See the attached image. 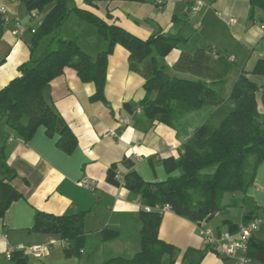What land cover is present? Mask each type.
<instances>
[{"label": "crops", "instance_id": "crops-1", "mask_svg": "<svg viewBox=\"0 0 264 264\" xmlns=\"http://www.w3.org/2000/svg\"><path fill=\"white\" fill-rule=\"evenodd\" d=\"M66 1L68 9L90 11L142 39L162 33L187 39L164 59L177 76L195 78L173 69L183 51L206 49L210 64L220 76L214 85L225 92L224 102L231 103V110L235 104L227 98L239 74L247 72L259 86L256 98L259 111L264 114V76L249 73L264 58V11L257 10L251 18L249 0H203L205 6L198 12L187 9L194 4L190 0H163L162 6L157 0ZM1 7L7 9L10 20L6 21L0 12V90L21 76L22 65L41 59L48 52L52 38V35L45 37L31 51V30L37 28L34 22L42 23L52 5L42 13L33 14L20 0H0ZM16 18L25 29L15 33ZM249 20L252 23L246 28ZM59 30L76 39L94 57L108 46L97 29L87 22L69 18L54 32ZM223 50L230 54L224 57ZM129 54L125 47L117 45L108 58L106 102L92 100L95 83L83 82L72 68L67 67L64 74L51 82V104L77 137L73 152L59 148V135L48 136L44 126L38 127L34 136L25 141L5 122H0V150L5 145L8 164L17 174L11 184L22 194L0 217V264H15L6 257L9 248L23 252L19 248L38 244L47 250L40 258L28 257V264H100L112 256L131 257L139 250V215L145 206L151 205L125 185L109 182V168L116 166L120 180L131 171L147 182L178 176L180 170L167 171L165 160L179 158L195 129L209 123L213 116L211 109L217 110L222 104L179 114L174 125L152 119L141 104L146 95V79L130 70ZM240 55L247 58L243 67L237 63ZM220 81H224V86ZM109 131L115 135H106ZM85 179L95 183L93 189L83 185ZM246 194L245 201L242 194L231 195L240 201L239 205L229 207L225 213L217 212L202 228H211L215 235L237 234L240 225L258 216L261 222L253 240H264L258 234L264 226V161L258 168L255 184ZM230 202L227 195L223 203ZM38 210L55 215L86 212L85 236L79 253L67 256L65 247L70 242L59 235L32 231ZM202 228L169 209L163 213L159 237L181 251L176 264L182 263L189 248L207 249L201 264H237L235 258L219 253L206 242ZM108 230L109 238H106L104 232Z\"/></svg>", "mask_w": 264, "mask_h": 264}, {"label": "trees", "instance_id": "trees-1", "mask_svg": "<svg viewBox=\"0 0 264 264\" xmlns=\"http://www.w3.org/2000/svg\"><path fill=\"white\" fill-rule=\"evenodd\" d=\"M20 1L31 14L42 13L52 5L30 43L34 52L45 37L52 35L48 52L33 64L22 65L21 76L0 90V122H5L25 141L34 136L38 127L44 126L48 136L59 135V148L68 153L75 150L77 137L55 107L44 101L43 89L68 67L76 70L83 82L95 83L96 93L92 100L106 102L108 58L117 45L129 51L130 70L146 79V95L141 104L152 119L174 125L179 114L225 101L221 89L214 85L220 76L210 64V55L204 48L183 51L173 67L175 71L192 74L194 79L177 75L170 78L165 74L169 69L165 57L187 41L180 35L162 33L142 39L90 11L68 9L66 0ZM249 5L251 18L257 10L264 11V0H249ZM69 18L93 25L108 42L107 48L94 57L76 39L60 30L55 33V29ZM249 73L264 76V58L259 59ZM258 90V84L247 72L239 74L227 98L235 104L228 116L217 127L209 123L197 127L185 142L180 157L165 160L167 171L180 170L178 176L147 182L136 171H131L120 180L113 165L108 170L107 180L115 185L124 182L125 187L139 194L148 205H167L177 215L202 228L217 212L225 213L229 207L239 205L240 201L231 195L242 194L245 201L246 193L255 184L258 168L264 161V114L258 108ZM5 148L3 145L0 150V217L14 201L22 198L11 184L17 174L8 164ZM227 195L231 202L224 204ZM85 216L86 212L55 215L38 210L32 231L59 235L62 240L69 241L65 253L71 256L79 253L83 245ZM139 217V250L131 257L112 256L100 264H176L181 251L159 237L163 214L144 209ZM108 232H104V237L109 238ZM206 253L207 249L189 248L181 264H201ZM248 256L264 264V240L252 237ZM12 260L15 264H28V256L21 251H16Z\"/></svg>", "mask_w": 264, "mask_h": 264}, {"label": "built area", "instance_id": "built-area-1", "mask_svg": "<svg viewBox=\"0 0 264 264\" xmlns=\"http://www.w3.org/2000/svg\"><path fill=\"white\" fill-rule=\"evenodd\" d=\"M190 1L194 2L193 5L187 7L190 12H198L203 6H205V2L203 0ZM157 3L162 6L163 0H157ZM0 12L6 21L10 20L6 8L1 7ZM16 21L17 30L15 33L25 29L19 18H16ZM231 22H235V19H232ZM35 30L36 29H32L31 31L34 33ZM216 51V48H214V52ZM106 135H115V133L113 131H109ZM10 140H12V138H10ZM82 183L86 188L89 189H93L95 186V183L89 179L83 180ZM122 184L124 185V182H122ZM144 209L147 212L157 211L163 214L165 211L169 210V207L167 205L162 206L157 204L155 206H145ZM260 220V217H256L247 224L240 225L237 234L226 232L220 235H215L211 228H202L201 235L204 236L206 242L210 246H213L219 253L235 258L237 264H252L253 259L248 256L249 241L257 231L258 224L261 222ZM19 249L22 250L26 256L35 258L42 257L44 252L47 250L46 246L43 244L33 245L30 247H21ZM15 252L16 250L14 248H9L6 253L7 259L11 260Z\"/></svg>", "mask_w": 264, "mask_h": 264}, {"label": "rangeland", "instance_id": "rangeland-1", "mask_svg": "<svg viewBox=\"0 0 264 264\" xmlns=\"http://www.w3.org/2000/svg\"><path fill=\"white\" fill-rule=\"evenodd\" d=\"M261 13H263V11H261ZM250 23H252L251 20L247 21V23H246V28H249ZM34 24H35V26H37V28H38V27L40 26V24H41V21L36 20V21L34 22ZM261 25H262V23H261ZM37 28H36V29H37ZM234 53H235V55H238L237 52H234ZM222 54H223L224 57H226V56H228L230 53H229L228 51H226V50H223ZM238 58H239V59H238V62H237V63H238V64H239V63H242L241 65H242V67H243V66L245 65V63H246L247 58H244V57H242L241 55H240ZM223 93H225V92L223 91ZM223 93H222V96L225 97V96H224L225 94H223ZM230 104H231V103H230L229 101H226V102H223L222 105H221L217 110H215V109H211V112H212L213 116L211 117V120L209 121V124L212 125L213 127H217V126H219L220 123L222 122V120H223L225 117L228 116L229 112L232 111V110L230 109ZM232 109H233V108H232ZM201 112H203V111H201ZM201 112L199 113L200 115H201ZM200 115H195V116H196V117H199ZM196 117H194L195 123H196V121H197ZM195 125H197V124H195ZM258 234L260 235V237H264V226H262V228L259 230V233H258Z\"/></svg>", "mask_w": 264, "mask_h": 264}, {"label": "water", "instance_id": "water-1", "mask_svg": "<svg viewBox=\"0 0 264 264\" xmlns=\"http://www.w3.org/2000/svg\"><path fill=\"white\" fill-rule=\"evenodd\" d=\"M165 74L167 76H169L170 78H174L175 77V73L172 70H170V69H167L165 71ZM43 99L48 104H50L52 102V95H51V87L50 86H48V87L43 89Z\"/></svg>", "mask_w": 264, "mask_h": 264}]
</instances>
